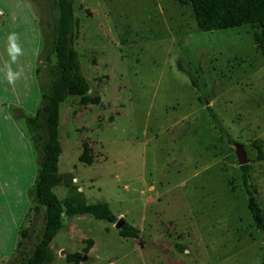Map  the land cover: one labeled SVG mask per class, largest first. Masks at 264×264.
<instances>
[{
	"label": "rangeland",
	"instance_id": "1",
	"mask_svg": "<svg viewBox=\"0 0 264 264\" xmlns=\"http://www.w3.org/2000/svg\"><path fill=\"white\" fill-rule=\"evenodd\" d=\"M0 1L9 8L18 0ZM26 2L31 16H26L27 64L20 66L26 69L29 104L34 83L39 84L38 107L42 91L58 75L53 38L59 11L56 0ZM73 9L81 72L89 95L99 100L83 105L80 97L68 96L61 103L58 174L70 176L88 203H108L124 226L139 233L124 238L115 223L88 215L65 217L50 243L51 264H73L66 255L75 252L81 256L78 264H264V233L247 209L234 148L235 143L244 148L248 182L264 214V53L253 40L259 28L201 32L187 0H73ZM32 19L42 34L37 55L29 47ZM3 36L0 32V68L7 59ZM179 60L196 76L199 91L178 69ZM207 106L217 114L222 133ZM14 112L7 111L5 118H18L28 141L20 162L27 164L29 151L35 154L29 116L22 109L15 117ZM84 146L90 165L79 160ZM20 148L10 144L0 167H13ZM30 175L21 176V182ZM30 190L24 227L34 219ZM53 192L63 200L69 189L61 183ZM0 198L13 201L14 190ZM16 212L20 215L22 207ZM42 227L43 212L18 252L14 222L3 223L0 264L25 260ZM88 239L93 245L85 252Z\"/></svg>",
	"mask_w": 264,
	"mask_h": 264
},
{
	"label": "trees",
	"instance_id": "2",
	"mask_svg": "<svg viewBox=\"0 0 264 264\" xmlns=\"http://www.w3.org/2000/svg\"><path fill=\"white\" fill-rule=\"evenodd\" d=\"M59 11L58 20L54 23V50L57 58L58 75L55 80L41 93V101L33 117H27L29 130L33 133L32 146L38 163V174L32 190L34 201V221L43 212V227L39 241L35 244L31 254L22 261L13 264H51L54 254L50 248L56 233L61 230L64 218L88 215L95 220L116 223L117 217L110 210L108 203H88L81 192L71 184L72 178L58 174V159L62 153L59 141V111L61 103L68 96L80 97L83 105L97 103L99 98L89 95L90 86L81 72L78 54L74 46L76 36V20L73 0H56ZM190 4L197 29L201 32H212L244 25L259 28L253 35L257 48L264 53V0H187ZM178 69L184 72L191 86L199 91L198 80L191 70L182 65L179 60ZM211 119L216 123L220 132L223 127L214 110L206 107ZM230 140V139H229ZM261 154L260 143H255ZM79 160L90 165L92 157L88 154V147L84 146ZM241 168V181L247 195V209L255 227L264 233V214L260 208L254 191L248 182V166ZM64 183L69 194L59 200L53 189ZM32 220L29 227H21L18 233L16 250L24 247V241L31 238ZM139 230L125 225L119 230L124 238H136ZM84 251L93 245V240L86 241ZM80 253L66 255V261L78 264Z\"/></svg>",
	"mask_w": 264,
	"mask_h": 264
},
{
	"label": "crops",
	"instance_id": "3",
	"mask_svg": "<svg viewBox=\"0 0 264 264\" xmlns=\"http://www.w3.org/2000/svg\"><path fill=\"white\" fill-rule=\"evenodd\" d=\"M27 0H18L14 6L7 7L6 5H3L0 1V32H4V36L2 38L3 48L6 49L7 46V37L10 33L15 32L19 36L22 34V42L20 41V44L24 50V53L27 51L28 44L25 40V31L26 26L28 27V22H26V16L29 14L30 16V9L28 7V4L26 2ZM31 17V16H30ZM31 43L29 47H33V51L37 55L40 51L41 46V40H42V34L39 29V26L37 23L34 22L32 19L31 21ZM22 32V34L19 32ZM5 37V38H4ZM4 56L7 59L2 58L3 62H1V66L5 64L6 62H10V58L7 54ZM19 66L21 64L26 65L27 60L25 54H23L21 57H19L18 61ZM34 64V61H33ZM18 65L13 64L12 68L15 70L17 69ZM33 70L37 71L36 64L33 65ZM24 71L26 69L24 68ZM22 82V83H21ZM37 86V87H36ZM34 92H35V98L33 104H29L27 102V87L25 83V74L24 78L20 79L16 82V84L9 85L6 80L4 79V76L2 78V74H0V159L5 160V150H9L10 144L17 143L19 146L22 145L23 149H19V154L16 155V167L13 165L11 168H2L0 167V195H4L5 191L9 194V192L14 190L15 193V199L11 201L10 199H2L0 198V212L4 213L6 215V219L3 221L0 220V227L3 225V223H11L14 222L15 225V233H19V230L22 226H25V222L28 218V215L30 214L31 209V198L29 197L30 188L33 189L35 180L37 178L38 174V163L36 159V154H33L32 151H29L30 159L29 163L25 164L21 161V154H26V151L28 149L27 144L28 141L26 137L24 136L23 132L20 130V126L18 125V118L11 119V118H5L7 116V111L13 109L14 117L15 113L22 109L24 112L28 114L29 117H33L35 115V112L37 110V103L40 98V88L39 84L36 81V84L34 83ZM23 120V119H20ZM32 147V145H30ZM30 149V147H29ZM22 150V152H21ZM3 151V152H2ZM34 152V149H33ZM35 153V152H34ZM33 154V155H32ZM2 166L5 165L4 162L1 164ZM30 168V169H29ZM28 171H31L30 179L29 181L23 180L21 182V176H25L28 174ZM11 171V172H10ZM14 173H16L17 178H3L4 176H13ZM9 188V190H8ZM55 188V187H54ZM18 197H21L18 198ZM22 207L21 214H17L16 210L20 209ZM13 209H16L14 212ZM15 214V216H14ZM16 235V234H15ZM2 236H0V239ZM7 239H9V235L7 236ZM18 239L15 238V242L13 245H17ZM2 248H0V256L3 255L5 252L4 250L1 251ZM15 253V251H14ZM5 255H9L5 254Z\"/></svg>",
	"mask_w": 264,
	"mask_h": 264
},
{
	"label": "clouds",
	"instance_id": "4",
	"mask_svg": "<svg viewBox=\"0 0 264 264\" xmlns=\"http://www.w3.org/2000/svg\"><path fill=\"white\" fill-rule=\"evenodd\" d=\"M7 54L10 58V62H6L3 68H0V72L4 73V79L9 85H15L18 80H20L24 74V69L19 66V57L24 54V50L20 44V37L17 33L12 32L7 37ZM17 64V69H13L12 65Z\"/></svg>",
	"mask_w": 264,
	"mask_h": 264
},
{
	"label": "water",
	"instance_id": "5",
	"mask_svg": "<svg viewBox=\"0 0 264 264\" xmlns=\"http://www.w3.org/2000/svg\"><path fill=\"white\" fill-rule=\"evenodd\" d=\"M206 104L208 105V102H206ZM234 148H235V154L237 156L239 166L246 165L247 159H246V153L244 151L243 146L241 144L235 143ZM115 227L118 229H121L122 227H124V221L121 218L117 219L115 223ZM84 260H85V256L82 258V261Z\"/></svg>",
	"mask_w": 264,
	"mask_h": 264
}]
</instances>
